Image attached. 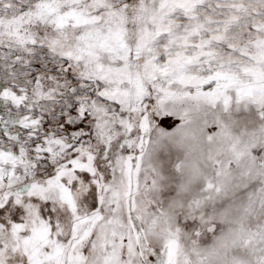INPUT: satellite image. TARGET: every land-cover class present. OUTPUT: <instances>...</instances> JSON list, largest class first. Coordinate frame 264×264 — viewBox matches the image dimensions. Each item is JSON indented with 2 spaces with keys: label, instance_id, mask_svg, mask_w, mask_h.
Listing matches in <instances>:
<instances>
[{
  "label": "snow or ice",
  "instance_id": "1",
  "mask_svg": "<svg viewBox=\"0 0 264 264\" xmlns=\"http://www.w3.org/2000/svg\"><path fill=\"white\" fill-rule=\"evenodd\" d=\"M0 264H264V0H0Z\"/></svg>",
  "mask_w": 264,
  "mask_h": 264
}]
</instances>
